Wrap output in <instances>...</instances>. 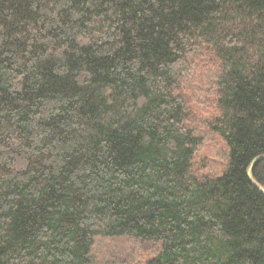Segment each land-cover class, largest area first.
I'll list each match as a JSON object with an SVG mask.
<instances>
[{"label": "trees", "instance_id": "1", "mask_svg": "<svg viewBox=\"0 0 264 264\" xmlns=\"http://www.w3.org/2000/svg\"><path fill=\"white\" fill-rule=\"evenodd\" d=\"M259 155L264 0H0V264H264Z\"/></svg>", "mask_w": 264, "mask_h": 264}, {"label": "water", "instance_id": "2", "mask_svg": "<svg viewBox=\"0 0 264 264\" xmlns=\"http://www.w3.org/2000/svg\"><path fill=\"white\" fill-rule=\"evenodd\" d=\"M261 159H264V155L256 156V157H254V158L251 160V162H250V164H249V166H248V168H247V176H248L250 182H251V183H252V184H253V185H254L259 191H261L262 193H264V188L261 187L259 184H257V183L253 180L252 175H251V168H252V166H253L257 161H259V160H261Z\"/></svg>", "mask_w": 264, "mask_h": 264}, {"label": "bare ground", "instance_id": "3", "mask_svg": "<svg viewBox=\"0 0 264 264\" xmlns=\"http://www.w3.org/2000/svg\"><path fill=\"white\" fill-rule=\"evenodd\" d=\"M30 49V48H29ZM16 51V50H15ZM19 51V50H18ZM20 54H21V52H20ZM28 57V56H27Z\"/></svg>", "mask_w": 264, "mask_h": 264}, {"label": "rangeland", "instance_id": "4", "mask_svg": "<svg viewBox=\"0 0 264 264\" xmlns=\"http://www.w3.org/2000/svg\"><path fill=\"white\" fill-rule=\"evenodd\" d=\"M223 157V156H222ZM218 158V157H217Z\"/></svg>", "mask_w": 264, "mask_h": 264}]
</instances>
